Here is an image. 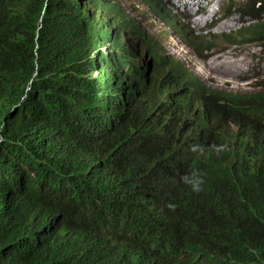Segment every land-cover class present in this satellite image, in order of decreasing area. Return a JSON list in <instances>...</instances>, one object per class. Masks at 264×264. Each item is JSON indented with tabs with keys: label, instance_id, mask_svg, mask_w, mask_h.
<instances>
[{
	"label": "trees",
	"instance_id": "16d2710c",
	"mask_svg": "<svg viewBox=\"0 0 264 264\" xmlns=\"http://www.w3.org/2000/svg\"><path fill=\"white\" fill-rule=\"evenodd\" d=\"M84 15L80 0H0V264H264V184L231 153L214 164L227 167L198 165L186 130L161 134L159 114L123 108L117 89L142 88L141 72H123L121 41ZM149 56L158 96L208 105V137L223 117L264 109ZM189 169L204 176L200 193L179 182ZM232 209L242 218L223 216Z\"/></svg>",
	"mask_w": 264,
	"mask_h": 264
},
{
	"label": "clouds",
	"instance_id": "9594fccd",
	"mask_svg": "<svg viewBox=\"0 0 264 264\" xmlns=\"http://www.w3.org/2000/svg\"><path fill=\"white\" fill-rule=\"evenodd\" d=\"M123 1L80 0L85 11L84 26L96 25L101 34H110L111 39L116 38L121 41V50L127 55L119 53L114 55L118 64L121 57L123 62L121 70L123 72L132 70L131 64H133L141 72L142 88L137 89L134 86L131 94H127L125 89L115 87L122 107L140 112L136 114L137 117L147 110L154 112L157 117L159 114L162 118V127L161 130L159 129L161 134L169 126L177 136L182 130H186L188 134L185 135L181 146L187 150L190 157L196 159L198 165L210 169L227 167L228 165L214 164L224 163L228 160L227 155L231 153L232 168L239 166L264 184V109L254 120H249L242 113L235 111L219 121L220 135L216 138L208 137L205 135L210 133L208 127L215 123L208 105L182 91L174 96H158V89H155L154 84L157 83L164 89L165 84L159 82L164 76L153 71L149 53L166 56L172 63L180 64L200 86L229 93L237 101L248 102L257 97L264 99V75L252 73L251 76L243 72L235 76L219 74V88L201 83L187 65L163 49L159 39L165 32L162 29L157 32L148 30L150 24L147 14H152L165 29L176 31L184 54L190 52L191 57L195 59L205 57L204 52L211 49L214 38L204 39L195 35L192 29L177 27L174 16L167 13L157 0ZM183 1L187 2V0ZM190 3L191 5L186 4V7L189 13L195 14L193 22L199 16H205V21L196 24H201V28L206 27L208 36L216 34L218 45L224 43L229 47H254L255 53L247 51L250 59L252 60L255 55H257L255 61L264 59V8H261V0H190ZM165 4L167 7L176 8L171 0H167ZM179 6L186 8L184 5ZM201 13L203 14L200 15ZM183 16L187 17L184 13ZM112 42L113 40H110V44ZM110 44L103 43L101 49L106 53V46ZM90 52L95 51L91 49ZM233 61L238 62L236 59ZM128 98L133 99L132 102L139 107L131 105ZM116 105L117 101L112 108ZM179 182L189 186L192 192L200 193L203 191L204 176L198 170L189 169L179 174ZM170 190L171 193L176 192ZM166 207L174 211L176 205L168 203ZM237 212L238 209H232L223 216L228 219L242 218ZM200 238L203 245L207 246L206 234L200 235Z\"/></svg>",
	"mask_w": 264,
	"mask_h": 264
},
{
	"label": "rangeland",
	"instance_id": "374dc122",
	"mask_svg": "<svg viewBox=\"0 0 264 264\" xmlns=\"http://www.w3.org/2000/svg\"><path fill=\"white\" fill-rule=\"evenodd\" d=\"M121 2H124L121 0ZM157 2L167 11V13L172 14L177 22V27H183L185 29H192L195 32V35L204 39L214 38L213 45L210 50L205 51V57L202 59H195L191 57L190 52L185 55L183 51V47L179 42V36L176 31H172L171 29H165L164 26L152 15L147 14L148 22L150 26L148 30L157 32V30L162 29L165 32L164 36H162L159 41L163 46V49L169 53L170 55L176 57L180 61H182L188 68L193 71V74L197 77V79L206 85L219 88V74L225 73H217L208 74L206 69V74L204 73L203 64L206 61H210V66L212 65H222V61L226 60L228 63L233 62L236 59L240 65L242 66L243 74H248L252 76V73H257L260 75H264V59H260L259 61H255L257 55H255L252 60L250 59L247 51L250 53H255L256 49L254 47H242L237 48L236 46L229 47L224 43L220 45L217 44L218 36L216 34H211L208 36V31H206V27L201 28V24H196L193 22L195 18V14L189 13V11L176 4V8L167 7L165 2L162 0H157ZM172 4V3H171ZM187 6L191 5L190 0H187ZM173 6L175 4L173 3ZM194 8V7H193ZM182 12V13H181ZM183 13L187 16L184 17ZM201 13L200 15H202ZM204 30V31H203ZM220 49V51H219ZM222 69H227L226 65L223 64L221 66ZM219 68V69H221Z\"/></svg>",
	"mask_w": 264,
	"mask_h": 264
},
{
	"label": "bare ground",
	"instance_id": "6f19581e",
	"mask_svg": "<svg viewBox=\"0 0 264 264\" xmlns=\"http://www.w3.org/2000/svg\"><path fill=\"white\" fill-rule=\"evenodd\" d=\"M164 2H167V0H162ZM175 5H184L186 7V3L185 1L183 0H171ZM186 9H188L186 7ZM189 10V9H188ZM208 12H212V11H208ZM202 21H205V16H199L198 18L195 19V23H199V22H202ZM223 26H224V23H223ZM222 65L225 64L227 69H222L221 66L222 65H219V64H216V65H212L210 66V61H206L204 62L203 64V68L205 66V68L207 69L208 71V74H215L214 72H217V73H226L227 75H231V76H235V75H238L242 72V67L240 65L239 62H236V61H233L231 63H228L226 60H223L222 62ZM204 68V73L206 74V69ZM221 68V69H219Z\"/></svg>",
	"mask_w": 264,
	"mask_h": 264
}]
</instances>
